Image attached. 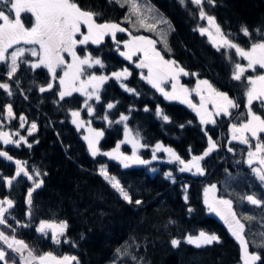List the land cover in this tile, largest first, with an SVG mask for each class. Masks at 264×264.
<instances>
[{
    "label": "trees",
    "instance_id": "1",
    "mask_svg": "<svg viewBox=\"0 0 264 264\" xmlns=\"http://www.w3.org/2000/svg\"><path fill=\"white\" fill-rule=\"evenodd\" d=\"M147 1L169 21L168 52H161V55L174 60L189 73L181 79L182 83L191 87L194 81L207 80L239 107L230 110V117L219 116L214 124L201 125L189 107L167 100L141 79L138 69L118 55V48L109 36L99 45L89 43L77 48L79 55L91 54L104 65L103 68L85 66L84 76L110 77L100 86L99 101H90L91 115L81 108L82 98L78 93L59 99L58 82L51 81L46 69L33 71L27 64L20 63L18 71L8 79L6 66L0 63V82L8 83L13 93L9 96L0 89V119L4 107L11 105L13 118L9 119L6 128L26 141L19 147L0 144V151L13 158L6 161L0 157V199L13 202V207L5 213L10 227L0 225V231L24 241L35 255L52 252L57 257L76 256L79 264H242L238 243L224 224L206 212L203 192L206 186L214 184L221 191L219 196L232 200L238 216L253 217L242 221L246 225V239L257 227L264 230L261 225L264 205L257 207L241 199L255 195L264 201V189L243 165L244 149L240 150L232 143L225 144L227 126L245 120L246 80L243 77L240 81L231 79L234 63L243 66L244 62L234 49L217 51L205 36L200 35L196 30L200 26L199 10L189 0L184 4L179 0ZM75 2L84 10L98 13L97 23H117L127 32L131 31L125 19L126 7L112 0ZM203 7L207 15L215 18L227 38L246 50L253 42L264 40V0H215V6L205 0ZM21 19L30 26L29 13H22ZM242 26L248 28L250 36L241 32ZM124 39L123 33L116 34V41ZM22 59L32 60L28 55ZM124 69L130 73L126 79L117 80L112 76ZM252 75L249 70L245 73V77ZM49 82L53 83V88L41 93L39 88L46 87ZM121 83L134 92L126 91ZM108 104L114 107L108 108ZM157 109L162 115L157 114ZM253 110L264 118L258 103H253ZM70 111H79V118L87 120L92 129L103 132L95 157L87 154L79 131L69 123ZM163 115L169 118L168 121L162 118ZM21 116L25 118V125L36 123L37 128L31 134L18 129ZM121 116L128 119L122 121ZM122 122L139 139L141 148L137 156L142 160L152 158L151 150L157 144L171 148L185 162L207 150L209 137L217 148L200 162L203 175L181 172L180 164L175 160L162 161L161 152H156L157 159L149 163L156 167L152 174L148 173L146 165L132 163L124 168L118 159L110 160L102 154L121 138ZM229 148L233 151L229 152ZM121 150L129 152L126 146H121ZM17 160L33 179H28L23 172L16 176L14 163ZM97 166H103L109 176L116 177L133 201L139 199L142 203L136 205L124 201L97 174ZM33 170H38L41 175L35 176ZM165 172L171 173L172 180L164 177ZM13 177L11 186L7 185L6 180ZM40 180L43 183L32 192L29 204L28 193ZM41 221L67 223L59 244L53 243L47 234L36 231ZM200 231L216 234L220 243L196 248L183 241L185 236ZM173 239L180 240V245L173 247ZM252 245L249 242V251H258L262 257L258 264H264V248ZM3 247L0 242V249ZM117 248L126 249L127 255L117 256ZM5 259L7 261L8 256ZM0 264L5 262L0 261Z\"/></svg>",
    "mask_w": 264,
    "mask_h": 264
},
{
    "label": "snow or ice",
    "instance_id": "2",
    "mask_svg": "<svg viewBox=\"0 0 264 264\" xmlns=\"http://www.w3.org/2000/svg\"><path fill=\"white\" fill-rule=\"evenodd\" d=\"M111 2V0H110ZM123 7L125 3L129 6V15H135L137 17L136 23L145 30L152 31L156 28L155 24H149L146 22L139 5L135 0H115ZM181 4L185 3V0H179ZM192 5H195L199 10V18L201 20H207L208 27L200 26L198 29L200 35H207L209 40L213 43V46L220 50V47L226 49H234L235 54L242 60L247 61L246 66H242L241 63H234V69L231 79L240 81L242 77L246 80L245 96L247 98L246 104V119L239 124H232L230 132L232 134V140L238 141L241 144L248 145L249 150L247 153V164L255 173L257 178L264 183V142H261V133H264V118L262 115L257 114L253 110V103L258 102L259 107L264 109V74H258L255 77H245L246 71L251 69L256 71L257 66L259 69H264V40L259 42H253L247 50L237 43L232 42L222 32L220 26L216 23L213 16L207 15L204 10L205 0H190ZM207 3L215 6V0H207ZM0 63L5 64L7 67V77L12 79L14 74L18 71L20 63L27 64L33 71L36 69L44 68L51 76V81H58L59 91L58 96L60 100H63L66 96H71L73 92H79L81 95L87 97V100H91L95 96L99 101L98 95L100 86L105 83L110 77L97 76L94 74H88L87 79H82L85 74L86 68H92L94 66L104 67L101 59L93 57L91 54L79 55L77 48L79 46H86L89 43L99 45L104 41V38L111 35L113 41H116V34L118 32H126L127 30L121 27L117 23H97L95 17L98 13L82 9L75 0H0ZM5 8L7 11H5ZM149 11H152L149 9ZM22 13H29L31 19L30 26H26L21 19ZM131 23V21H127ZM166 23V21H164ZM82 29H86L83 31ZM214 29V32L212 31ZM260 31L259 29L257 30ZM241 32L245 36H250V32L246 26L241 27ZM130 39L123 42V47L126 51H121L120 55L126 60L131 61L133 56L142 54L139 63L136 64L137 68L147 69V74L141 75V79H144L157 91L161 92L166 99L179 100L181 103H187L189 107L196 111L200 117L201 124L215 123L213 116H231V109L238 108L239 105L231 99L226 93L217 91L207 80L198 81L196 86V94L200 96V105L197 107L188 99L189 89L179 85L180 75H189L182 67L176 65L174 60L165 59L161 55L160 51L156 49L157 41L149 39L145 36H132L129 33ZM117 48L119 50V43ZM167 46L166 40L164 41ZM20 45L30 46L24 47ZM12 49L11 52L9 50ZM170 51V49H169ZM35 58L33 61L22 59L25 54ZM70 57V62L66 59ZM58 70L62 72V75H58ZM130 75L127 69L121 72H114L112 76L117 80L121 77L125 79ZM171 80L172 91L166 92L161 85ZM201 85H204L208 90V97L206 98L201 94ZM121 87H124L128 92H134V89L127 88L123 83ZM53 88V83L49 82L46 87L41 86L39 91L44 93ZM91 88V91L88 89ZM0 89H3L9 96L13 95L11 87L6 82H0ZM85 101V106L88 108L89 115L92 114V108ZM211 103L215 109L214 113L207 110L206 105ZM114 107L113 104H108V108ZM147 111V109H145ZM9 118H13V111L11 105L6 108ZM72 123L76 124L79 129L82 126V122L79 120L80 112L71 111ZM157 114L162 115L159 109ZM162 118L168 121V117L163 115ZM19 119L23 122L24 117ZM107 119V117H105ZM122 121L127 120L128 117L121 116ZM37 128L36 123L31 124L29 134L32 130ZM92 132V138L85 136L84 139L88 142V148L92 156H96L99 149L97 144L99 138L103 136V132ZM207 135V133H205ZM252 140L256 143L253 145ZM0 141L4 144L13 143L11 136L7 132L0 131ZM25 142L24 137H20L19 141H15L17 147L21 142ZM125 142L132 144V156H123L120 153V144L116 145V148L112 152H105L103 155L109 156L113 159H119L124 168H128L130 163L145 164L147 161L140 159L136 155L139 141L130 138V134L127 128H125ZM28 147H32L28 144ZM162 145L157 144L154 152L161 150ZM217 148V144L208 138V148L202 155H193L190 162H185L177 155L171 148H164L163 150L169 154V156L178 162L182 167L180 171H192L193 174H204V169L201 167L200 162L207 157L213 150ZM229 152L233 151L232 148L228 149ZM0 157H4L8 160L13 158L7 154V152L0 151ZM153 155V159H155ZM171 162V160H170ZM17 166L16 176H19L21 172L28 179H33L32 175L25 170L20 161H15ZM254 164H258L259 167H253ZM35 176H40L41 173L38 170H33ZM47 175V173H44ZM100 175L111 185L113 189L119 194V196L128 204L135 203L140 205L141 200L137 199L133 201L132 196L114 176H109L105 168L100 169ZM167 177H171V173L166 174ZM12 179L6 180L7 185L11 186ZM43 181L40 180L34 183V188L28 193V203L31 204L32 192L35 189L41 187ZM216 185H211L204 190V204L211 213H215L228 227V231L239 243L241 250L242 264H258L261 262L262 257L258 251H249V242L246 239L245 231L246 225L243 220H252L253 217L238 216L233 209V202L231 199L218 198L216 195ZM211 194V195H210ZM187 201V196L184 197ZM246 200L249 204L261 207L264 205V201L255 197V195H247L241 198ZM6 206V207H5ZM13 207V202L10 199H0V225L10 227L5 219V213L8 209ZM192 211L191 208L188 209ZM261 225L264 227V218L261 220ZM68 225L66 222H45L41 221L37 232L42 235H46L48 230H51V239L55 244H59L60 237L64 236L65 230ZM261 241L259 243H253L254 248H264V232L261 233ZM0 242L7 245L8 249L12 252L18 253L20 256L21 264H79L76 256L64 255L57 257L52 252L44 253L43 255H35L33 250L28 249V245L22 241L16 239L14 236L9 237L3 231H0ZM65 242H68L65 240ZM181 243L178 239H173L171 244L173 247L179 246ZM186 243L193 245L196 248L211 245L213 243H220V238L216 234H209L204 231H200L198 235H188L186 237ZM27 251V255H25ZM6 251L0 249V261H6ZM117 256L127 255V250L122 251L121 248L116 249ZM135 260V257H132Z\"/></svg>",
    "mask_w": 264,
    "mask_h": 264
},
{
    "label": "rangeland",
    "instance_id": "3",
    "mask_svg": "<svg viewBox=\"0 0 264 264\" xmlns=\"http://www.w3.org/2000/svg\"><path fill=\"white\" fill-rule=\"evenodd\" d=\"M113 2H115V0H112ZM190 1V0H189ZM122 2H123V0H122ZM135 2L139 5V7H140V9H141V11H142V14H143V16H144V18H145V20H146V22L147 23H149V24H155L156 25V28L154 29V30H152V31H149V30H145V28H143V27H140L139 26V24H137L136 23V21H137V17L135 16V15H129V11H130V9H129V6H128V4L127 3H125V5H124V7H126V9H127V14H126V16H125V19H126V21H131V23H129V22H127L128 23V26H129V29L131 30V31H129V32H123V34L125 35V39L122 41V42H120L119 43V50H118V55L121 57V58H123L125 61H127V62H131L135 67H136V64L137 63H139V60H140V58H141V55L142 54H138L137 56H133L132 57V60L131 61H129V60H126L123 56H121L120 55V52L121 51H126V49H124V47H123V42H125V41H127L128 39H130V36H129V33H131V35L132 36H134V35H136V36H145V35H142V34H140L141 32L142 33H144V34H146L148 37H149V39H153V40H155V41H157V43H156V49H157V51H160V52H164V53H167L168 52V48H167V46H165V43H164V41L166 40V42H167V36H168V34H169V32H170V24H169V21L167 20V18L160 12V11H158L152 4H150L147 0H135ZM116 4H118V5H120L121 6V4L120 3H117V2H115ZM149 9H151L152 11H149ZM164 21H166V23L164 22ZM198 23L200 24V26H203V27H208V23H207V20H201L199 17H198ZM199 26V27H200ZM83 31H86V29H82ZM212 31L214 32V29H212ZM119 33V32H118ZM137 33V34H136ZM109 37H110V39H112V37H111V35H108ZM207 39H208V41L213 45V43L209 40V38H208V36L207 35H204ZM146 37V36H145ZM147 37V38H148ZM113 41V40H112ZM113 43H114V45H115V47L117 48V43H116V41H113ZM20 46H24V47H30V46H25V45H20ZM220 48H222V49H224V50H227L226 48H224V47H220ZM12 51V49H10L9 50V52H11ZM25 55H28L27 53L25 54ZM28 56H30V55H28ZM65 56H66V59L70 62V60H71V58L70 57H67V54H65ZM30 58L32 59L31 61H33L35 58H33V57H31L30 56ZM169 60V59H168ZM243 62H244V64H243V66H246L247 65V61H245V60H243ZM6 66V65H5ZM137 68V67H136ZM138 69V71H139V75H140V77H141V75L142 74H144V75H146L147 74V69H140V68H137ZM47 70V69H46ZM249 71H251L252 73H253V75H252V77H255L256 75H258V74H264V69H259V67L257 66V69H256V71H252L251 69H249ZM5 72L7 73V67L5 68ZM58 72H59V74L58 75H62V72H60L59 70H58ZM6 76H7V74H6ZM87 76L88 75H86V76H83L82 77V79H87ZM185 77V75H180L179 76V85L180 86H183V87H185V88H187V89H189V96H188V99L189 100H191L192 101V103L193 104H195L197 107H199V105H200V96L199 95H197L196 94V91H195V89H196V86H197V83H198V81H194L193 82V84H192V86L191 87H188V86H186L184 83H182V81H181V79L182 78H184ZM146 81V80H145ZM58 82V81H57ZM147 82V81H146ZM172 81L171 80H169L168 82H166V83H163L162 85H161V87H163L164 88V90L166 91V92H171L172 91ZM58 87H59V84H58ZM92 89L91 88H89L88 89V91H91ZM159 92V91H158ZM73 93H78L80 96H81V98H82V102H81V108L82 109H84L85 110V112L87 113V114H89L88 113V108L85 106V101L87 100V97L86 96H84V95H81L79 92H73ZM161 95H162V93L161 92H159ZM201 94L202 95H204L206 98L208 97V95H209V93H208V90L206 89V87L204 86V85H201ZM163 97H164V95H162ZM165 98V97H164ZM167 100H169V101H175V102H179V103H181L179 100H170V99H167ZM90 101H96V98H95V96H93V98L91 99V100H87V104L89 105L90 104ZM256 103H258V102H256ZM181 104H183V105H186L187 107H189L188 106V104L187 103H181ZM245 104H247V98H246V96H245ZM206 107H207V110L209 111V112H213L214 113V111H215V109L213 108V106H212V104L211 103H208L207 105H206ZM6 108H7V106H5L4 107V112H3V116H2V119H0V131H3V132H7V133H9V135L11 136V139L14 141L13 143H9V144H14L15 145V141H19L20 140V136L18 135V133H16L15 131H11V130H8L7 128H6V126L8 125V121H9V119H11V118H9L8 117V114H7V111H6ZM193 112H194V114H195V116L197 117V119H198V121H199V123L201 124V122H200V117L197 115V113H196V111L195 110H193V108H191V107H189ZM246 111H247V109L245 108V119H246ZM262 111L264 112V109H262ZM71 111L69 112V118H68V121H69V123L72 125V126H74L78 131H79V136H80V139L84 142V144H85V148H86V152H87V154L88 155H90V156H92V154H91V152L89 151V148H88V142L84 139V137L85 136H89L90 138H92V132H90L89 131V129H91V130H94V131H99L100 132V130H96V129H92L91 127H90V125H89V122L87 121V120H83V119H81V118H79V120L82 122V126L78 129L77 128V126H76V124H73L72 123V116H71ZM220 116H223V115H220ZM217 117H219V116H213V119L215 120ZM223 117H227V116H223ZM242 122V121H241ZM241 122H239V123H241ZM238 123V124H239ZM31 124L32 123H29V124H27V125H25L24 124V121L22 122L19 118H18V129H23V131H24V134H29V129L31 128ZM210 124H213V123H208V125H210ZM201 125H207V124H201ZM231 125L232 124H229L228 126H227V137H226V140H225V144H228V143H232V144H234V145H237L238 147H239V149L240 150H243L244 149V151H243V156H242V162H243V165L244 166H246L247 167V171L250 173V175L252 176V177H254V179L256 180V181H258L259 182V184L261 185V187L264 189V183H262L258 178H257V176L255 175V173H253L252 172V169L248 166V164H247V159H248V156H247V153H248V150H249V147H248V145H245V144H241V143H239L238 141H234V140H232V134H231V132H230V127H231ZM122 130H121V138L115 143V145L112 147V148H110V149H108V150H106L105 152H112L115 148H116V145L117 144H120V153L123 155V156H132V152H133V149H132V144L131 143H127V142H125V128H127L128 129V127L126 126V124L124 123V122H122ZM34 130H32L31 131V133L33 132ZM128 131H129V134H130V138H132V139H136V140H138L139 141V139L137 138V136H135L133 133H131V131L128 129ZM260 136H261V142H264V133H261L260 134ZM251 143L254 145L255 143H256V141L255 140H252L251 141ZM0 144L1 145H7V144H4L3 143V141H0ZM8 144V145H9ZM97 146V145H96ZM121 146H126V147H128V150H129V152L128 153H126V152H123L122 150H121ZM155 147H156V145L152 148V150H151V153H152V158L150 159H148V160H144V161H147V163H145V164H140V165H146L147 166V171H148V173H150V174H152L155 170H156V167H153V166H150L149 165V163L152 161V160H155V159H157V158H155V159H153V155L156 153V152H161L162 154H163V159H161L162 161H170V160H174V159H172L170 156H169V154L167 153V152H165L163 149L164 148H161V150H159V151H155L154 152V149H155ZM141 148V145H140V142H139V146L137 147V150H136V155H137V153H138V150ZM105 152H103V153H105ZM102 153V154H103ZM98 154V153H97ZM105 156V155H104ZM107 159H110V160H114V161H116L117 159H113V158H111V157H109V156H105ZM4 160H6V161H10V160H8V159H6V158H4V157H2ZM119 160V159H118ZM120 161V160H119ZM191 161V160H190ZM189 161V162H190ZM14 164H16V163H14ZM130 164H132V163H130ZM136 164H138L139 165V163H136ZM180 167H182V165H179V170H180ZM253 167H259V165L258 164H254L253 165ZM101 168H104L103 166H97L96 167V172H97V174L111 187V185L104 179V177L103 176H101L100 175V169ZM185 173H188V174H190V175H196V174H193L194 172H195V169H193L192 171H184ZM169 172H165L163 175H164V177L166 178V179H168V180H172V177H167V175L166 174H168ZM212 185H214V184H212ZM211 186V185H210ZM210 186H206L205 188H208V187H210ZM112 188V187H111ZM205 188H204V190H205ZM113 189V188H112ZM113 190H115V189H113ZM116 191V190H115ZM221 191H219L218 190V188L216 187V193H215V195L218 197V198H223L222 196H219L218 195V193H220ZM211 195V194H210ZM224 199H227V198H224ZM203 202H204V192H203ZM205 205V204H204ZM205 207H206V212L208 213V214H210L211 216H213V217H215V218H217L222 224H224L225 225V227L227 228V230H228V227H227V225L224 223V221H222L215 213H211V212H209V210L207 209V206L205 205ZM39 224L40 223H38V225H37V228L39 227ZM229 232V231H228ZM262 232H264V230L262 229V228H260V227H257L256 228V231L252 234V235H247V240L250 242V243H259L260 241H261V233ZM230 233V232H229ZM199 234V232L198 233H196L195 235H193V236H196V235H198ZM231 234V233H230ZM47 235L49 236V238L51 239V230H48L47 231ZM232 236V235H231ZM186 237L187 236H185V238L183 239V241L184 242H186ZM234 238V237H233ZM235 239V238H234ZM236 241V240H235ZM237 242V241H236ZM238 243V242H237ZM238 246H239V243H238ZM3 249L6 251V253H7V255L6 256H8V259H7V262H8V264H21V262H20V256L18 255V253H15V252H12L11 251V249H8L7 248V245H5L4 244V247H3ZM239 250H240V246H239ZM25 255H27L26 253H24ZM44 254V253H43ZM43 254H41V255H43ZM240 256H241V250H240ZM16 257V258H15Z\"/></svg>",
    "mask_w": 264,
    "mask_h": 264
},
{
    "label": "water",
    "instance_id": "4",
    "mask_svg": "<svg viewBox=\"0 0 264 264\" xmlns=\"http://www.w3.org/2000/svg\"><path fill=\"white\" fill-rule=\"evenodd\" d=\"M26 252V251H25ZM19 255V254H18Z\"/></svg>",
    "mask_w": 264,
    "mask_h": 264
}]
</instances>
